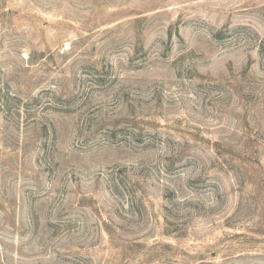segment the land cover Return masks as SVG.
<instances>
[{
  "label": "rangeland",
  "instance_id": "374dc122",
  "mask_svg": "<svg viewBox=\"0 0 264 264\" xmlns=\"http://www.w3.org/2000/svg\"><path fill=\"white\" fill-rule=\"evenodd\" d=\"M0 264H264V0H0Z\"/></svg>",
  "mask_w": 264,
  "mask_h": 264
}]
</instances>
